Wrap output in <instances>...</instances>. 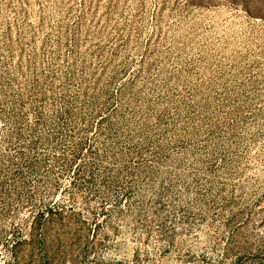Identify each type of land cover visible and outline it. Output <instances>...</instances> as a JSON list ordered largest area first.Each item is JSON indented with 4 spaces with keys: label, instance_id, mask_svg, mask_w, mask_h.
Here are the masks:
<instances>
[{
    "label": "rangeland",
    "instance_id": "obj_1",
    "mask_svg": "<svg viewBox=\"0 0 264 264\" xmlns=\"http://www.w3.org/2000/svg\"><path fill=\"white\" fill-rule=\"evenodd\" d=\"M0 264H264V0H0Z\"/></svg>",
    "mask_w": 264,
    "mask_h": 264
}]
</instances>
